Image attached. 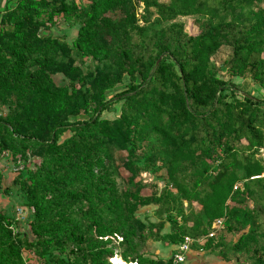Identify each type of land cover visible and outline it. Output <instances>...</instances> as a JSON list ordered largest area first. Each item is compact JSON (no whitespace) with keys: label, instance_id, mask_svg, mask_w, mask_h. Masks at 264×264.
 Listing matches in <instances>:
<instances>
[{"label":"trees","instance_id":"1","mask_svg":"<svg viewBox=\"0 0 264 264\" xmlns=\"http://www.w3.org/2000/svg\"><path fill=\"white\" fill-rule=\"evenodd\" d=\"M4 1L0 159L22 167L7 187L0 165V191L16 186L27 215L0 207V264H171L147 243L176 253L205 237L209 251L216 222L235 237L223 261L264 264V96H234L236 78L264 91V0ZM188 16L195 34L175 22ZM59 18L77 25L70 43L42 34ZM222 47L227 79L212 61ZM151 205L156 222L140 220Z\"/></svg>","mask_w":264,"mask_h":264},{"label":"rangeland","instance_id":"2","mask_svg":"<svg viewBox=\"0 0 264 264\" xmlns=\"http://www.w3.org/2000/svg\"><path fill=\"white\" fill-rule=\"evenodd\" d=\"M67 1L68 2L74 1L76 4H79V5L83 2H87L86 0H67ZM4 5H6V4H4ZM136 10H137L136 11L137 17L139 18L141 10H142V6L141 5L138 6L136 8ZM192 18L193 17H191V16L180 17V18H177L175 22L183 23L185 31H187L191 34H195L197 32V28L193 24ZM60 20L59 21L57 20L58 23L56 24L55 27H53L50 30L49 33L43 32L42 34H44V35L49 34L53 37H60V38H63L66 42L70 43V41L76 36L77 25H75V24L74 25L73 24L67 25V23L62 22V20L60 22ZM139 24L142 25V22L139 21ZM134 40H136V38H134ZM230 54H231V50L228 47H222L212 57V61L219 71L218 72L219 76H221L224 79L228 78V76L226 75L225 69H224V61L229 57ZM95 65H97V62H93V61L87 59L84 62L82 68L85 71L87 69H93L95 67ZM62 79H63V77L61 75H57L54 77L53 81L55 83H58L59 85H62L65 82ZM60 82H63V83H60ZM234 83L238 87V90L236 92H234L235 97L241 98L243 93L250 94L251 96L257 97L260 99H262V97L264 96V91H262L256 85L252 84L249 79L243 80V79L236 78L234 80ZM125 84H126V82L121 83V84H117L113 89L109 90L106 93V98L109 99L112 96H114L115 94L124 90ZM7 110H8V108L6 106H3L0 110L1 115H5ZM119 111H120V104H114L101 114V119L112 120L118 116ZM91 114H92V112L85 113L79 117V120H81V121L86 120ZM67 135H68V133H66L64 136H67ZM261 156H263V154H261ZM17 162L18 161L13 162L10 157H7L5 159H0V165H2L1 169L4 172L3 184L7 187L11 185V181L18 174V171L22 167V165L20 166V163H17ZM26 164H27V167L29 169H33L32 161H30L28 163L26 162ZM119 172H120V176L116 177V181L118 182V186L123 189L126 187V183L124 181L125 180L124 177L126 175V172L123 169L119 170ZM142 176L145 177L144 179H146V181L149 180L148 175H147V177L145 176V174H143ZM16 190H17V187L13 186L12 190L9 194H4L0 191V207L3 209L4 208L7 209L9 215H12V216L15 215V217L17 219L23 220V218L26 217L27 213L25 212L24 207L21 205L20 200L18 199ZM17 192H18V190H17ZM147 193H149V190H145L142 192V194H147ZM136 215L140 220H142L144 222H156V219H157L156 218V206L151 205V206L145 207V208L139 210L136 213ZM165 226L166 227H165L164 231L169 232L168 225L166 224ZM221 226H222V224L216 226L215 242L213 243L212 249L209 251H204V253H203L206 255H208V254L213 255L214 259L220 258V256L218 255V253L220 251V247L226 246L227 247L226 250L228 252V250L230 248L231 241L235 240V237H232L230 235H226L223 230H220ZM211 227H213V225ZM221 235H223L224 238H222ZM205 240H206L205 237L199 238L198 241L199 242L202 241V244H198L196 246L197 248L191 247V250H195V249L200 248L203 245V243L205 242ZM216 243H221V246H215ZM147 246H148L147 248L145 247L146 251L148 250L147 252L151 256L155 255L154 256L155 258L161 257V259L168 260L174 254V251L172 252V255H170V251L164 253L163 255L155 254V251L161 252V250L162 251L164 250V247H167L160 242H148ZM145 249H143V250H145ZM229 255H230V253H229ZM113 259L111 260V264H121L122 263V261L120 262L119 258L117 260H113Z\"/></svg>","mask_w":264,"mask_h":264},{"label":"crops","instance_id":"3","mask_svg":"<svg viewBox=\"0 0 264 264\" xmlns=\"http://www.w3.org/2000/svg\"><path fill=\"white\" fill-rule=\"evenodd\" d=\"M5 1L4 0H0V8L3 7V5L5 4L4 3ZM200 244H202V241L200 242ZM174 246H167V247H164V250L161 252L160 251H155V254H158V255H163L164 253L166 252H169L170 251V255H172V252L174 250ZM193 251V252H192ZM204 251L201 250V248H198V249H195V250H191L187 253L186 255V260H185V263L184 264H229V263H226L225 261H223L221 258H216L214 259L213 255H206V254H203ZM155 256V255H153ZM155 258V257H153ZM161 258V257H159Z\"/></svg>","mask_w":264,"mask_h":264},{"label":"built area","instance_id":"4","mask_svg":"<svg viewBox=\"0 0 264 264\" xmlns=\"http://www.w3.org/2000/svg\"><path fill=\"white\" fill-rule=\"evenodd\" d=\"M7 156L8 155L6 153H3L2 159L6 158ZM217 225H220V222L214 223L212 229L213 230L216 229ZM213 230L209 232L208 237H212L214 235L215 232ZM194 242H197L198 244H200L198 240H195L191 237H185L184 241L180 244L178 251L172 255L171 264H184L186 260V255L190 251L191 246ZM134 264H137V263H134Z\"/></svg>","mask_w":264,"mask_h":264},{"label":"bare ground","instance_id":"5","mask_svg":"<svg viewBox=\"0 0 264 264\" xmlns=\"http://www.w3.org/2000/svg\"><path fill=\"white\" fill-rule=\"evenodd\" d=\"M118 258H114L113 260H117ZM121 262V260H120ZM121 264H124L123 262ZM126 264H134V263H126Z\"/></svg>","mask_w":264,"mask_h":264}]
</instances>
